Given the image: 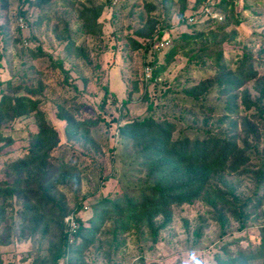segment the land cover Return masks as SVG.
<instances>
[{"label":"rangeland","instance_id":"374dc122","mask_svg":"<svg viewBox=\"0 0 264 264\" xmlns=\"http://www.w3.org/2000/svg\"><path fill=\"white\" fill-rule=\"evenodd\" d=\"M28 1L35 0H5L0 6V99L10 97L0 108V264H190L193 255L200 264H217L215 255L230 257L257 245L264 224V186L258 189L259 203L251 197L243 207L242 226L230 208L222 209V227L216 213L227 187L233 186L241 197L254 190L255 160L245 172L211 168L205 182L190 191L189 202L157 213L129 212L131 197H125L159 177L149 167L161 164L168 177L173 156L182 150L180 141L187 137L189 151L196 145L193 133L186 132L212 128L214 133H229L237 148L253 146L257 153L264 149V120L242 103L255 98L254 83L264 76V0H234L232 10H216L220 18L205 27L201 25L205 18L197 25L181 21L194 0H48L41 9ZM223 14L228 22L217 30ZM151 26H163L168 34L169 41L160 49L156 48L160 39L148 45ZM182 33L192 37L184 39ZM180 44H184L180 50L166 56L170 45ZM219 49L230 69L242 52L251 55L256 69L235 92L238 110L229 117L219 110L206 113V103L225 102L224 94H207L192 102L184 96V91H204L213 82ZM191 55L202 56L189 63ZM152 59L156 78L148 81L145 63ZM29 79L30 88L25 90ZM166 88L176 91L162 96ZM23 94L33 100L36 112L11 116L13 97ZM189 109L193 114H187ZM148 115L168 132L161 155L141 149L154 135L130 142L119 134L123 123ZM221 117L225 118L218 123ZM40 122L57 137L53 144L47 139L51 145L46 161L58 162L63 169L49 180L53 188L46 196L42 192L33 196L42 204L36 215L43 216L31 222L24 216L23 198L6 188L15 177L11 164L26 155ZM25 175L24 171L19 177L23 180ZM167 180L177 181L171 176ZM104 197L116 204L100 203ZM117 205L124 207L123 213ZM62 209L63 215L71 213L85 227L93 224V230L86 242L78 238L75 251L70 249L54 263L50 244H56ZM98 215L101 221L96 222L93 217ZM32 223L36 229H31ZM153 228L155 236L150 233Z\"/></svg>","mask_w":264,"mask_h":264},{"label":"trees","instance_id":"16d2710c","mask_svg":"<svg viewBox=\"0 0 264 264\" xmlns=\"http://www.w3.org/2000/svg\"><path fill=\"white\" fill-rule=\"evenodd\" d=\"M48 0H35L28 1L30 4H34L40 9L43 8L44 4ZM202 0H194L190 9H196ZM5 5V0H1L0 6L3 7ZM234 8V0H220L218 3L214 5L215 10L222 11L226 13L229 10ZM183 6L180 7L179 14L183 13ZM20 17L23 12H19ZM224 17L222 21L216 25L217 30H222L223 27L226 26L228 22L226 14H223ZM216 18H206L203 19L205 21L201 22L202 27L207 26L208 24H213L216 22ZM200 21V20H199ZM197 21V22H199ZM235 22L237 19L235 18ZM198 23H189L188 25H197ZM200 24V23H199ZM156 26V25H155ZM155 26L149 27V32L147 36H149L148 45L153 42L161 39L163 34V26L157 27ZM154 31V32H152ZM212 35L214 33H211ZM155 38L153 39V37ZM214 36V35H213ZM180 37L184 39L191 38L192 35H188L182 33ZM154 40V41H153ZM184 44L180 45H170V47L166 51V56L168 54H174L176 51L180 50ZM39 49V47H37ZM159 49V48H158ZM202 55H191L188 59L189 63L193 62V58H198ZM207 57L211 56L210 54H206ZM201 57L199 60H202ZM195 61V63L197 62ZM155 60L146 62L145 64L148 67V81H155L156 78V70L154 69ZM214 66L217 69V75L213 82L204 87V91L200 89L197 93L184 91L186 95L185 99H189L191 102L196 101L200 98L206 97L207 94L219 95L224 94L226 96L225 102L220 104L215 102H207L201 101L202 103L207 102L208 105L206 113L209 114L212 112H216L219 110V113L225 112L224 115L229 117V114L236 113L238 108L233 104V98L235 96V92H237L238 88L246 81L251 80L254 77V73L256 69L252 64L251 55L246 52H242L239 60L236 62V66L233 69H230L228 65L225 63V60L221 57L220 49L215 52L214 57ZM264 75V74H263ZM263 79V80H262ZM30 79L28 83H26L24 89L29 90ZM254 89L257 91L255 98L252 100H244L242 103L247 109L250 107L254 108L255 113L259 116L260 120H264V109H263V100H264V76L260 77L258 81L254 83ZM243 90V89H242ZM241 90V91H242ZM170 88H166L162 91L161 95L164 96L167 92L173 93ZM176 91V90H175ZM174 91V92H175ZM168 94V93H167ZM165 95V97L167 96ZM12 100V105L9 107L11 116H20L25 115L33 110L35 111V103L33 100L23 95H15ZM10 99L7 95H3L0 99V108L3 106L4 100ZM201 103V104H202ZM195 105V104H194ZM199 105V104H198ZM201 110V109H200ZM36 112V111H35ZM188 115L193 114V111L189 109L187 111ZM222 114V113H221ZM178 116V114H177ZM182 115H179L178 118H181ZM60 117H63L60 115ZM225 117H221L217 120L218 123L222 122ZM68 121V125L71 124V120L69 117H65ZM219 126V125H217ZM166 127H160L155 121L151 119V115H148L144 118L137 119L135 121H130L123 123L119 126V134L123 137L127 136L130 142L133 139H144L147 136L154 135V137H150L148 143H144L141 146L143 149V153L149 152H157L161 155L164 152L168 145V132L164 131ZM50 131L51 134H48ZM193 133L192 137H195L196 141L194 142L192 150L189 151L188 139L187 137L183 138L180 141L182 146V150H179L175 153V160L171 161L169 164V168L166 170L168 177L161 170V164L154 165V167H149V172L153 174L159 175L155 179L147 182L144 187L137 186L135 190H132L131 193L127 194L125 198H130V204L127 206L129 212H136L137 210L142 211H150L157 213L158 211H163L168 208V205L178 204L180 202H189L190 201V191L192 189H197L198 186L202 185L205 182L207 174L211 168L216 170H222L221 172H233L236 170H240L242 172L247 171L248 166H250V162L255 160L258 162L255 172L253 171V177L256 181L253 183L254 190H252L249 194L241 197L235 194V188L233 186L227 187L223 191L222 195V204L221 208L216 211L217 220L219 222V226L223 225V214H221L223 208H230L231 216H237L239 220L240 226H242L245 220V211L243 209L246 208L247 204L251 201L252 198H256V203H259V199L262 196V191L259 192L261 186H264V149L260 152H255L252 150L253 146H243V148H237L236 141L234 138L229 135V133H214L212 128L204 129L195 132L190 131L185 134ZM132 137V138H131ZM52 142L51 144L57 141L56 134L52 128H50L47 124L45 125L43 122H40L38 125V130L31 134V143L27 149L26 155L14 163L11 164L10 170L15 177L6 190H9V193H14L16 196L23 198V206H24V216L30 217V221L33 220H41L42 214H37V209L39 206H42L39 200L35 199L33 196L38 195L42 192L43 196L48 194V191L53 188L52 182L49 180L54 175L58 173L61 174V170L63 166L58 162L49 163L46 161L49 156L48 150L50 145L47 142ZM132 140V141H131ZM184 145V146H183ZM199 145V146H198ZM206 148L208 150L206 151ZM175 149V144L171 145V151L173 152ZM208 152V155H207ZM147 156V155H146ZM152 166V165H151ZM151 168V169H150ZM165 168V167H164ZM165 170V169H164ZM26 173L24 179L22 180L19 176L21 172ZM172 177V183L167 179ZM252 179V177H251ZM22 182V185L20 183ZM33 184V185H32ZM177 184V185H175ZM36 185V186H35ZM32 187V190L29 188ZM197 195H194L196 197ZM32 197L36 201L31 202L28 199ZM136 197H139L136 199ZM100 203L108 205V203L116 204V201H109L107 198H102ZM118 204V202H117ZM83 205H80L82 208ZM126 207V208H127ZM78 207L73 209L77 210ZM117 210L120 213L124 212V207L121 205H117ZM64 210H60L58 212L59 221L57 222V240L56 244L51 243L50 246H53V254L51 257L52 262H56L58 258L67 255V252L70 250L72 252L75 251L73 247L79 245L77 239L80 238L83 242H86V235H89L93 230V224L85 227L82 225L80 219L74 218L76 223L75 230L68 235L67 227L65 221H63ZM119 215V213H116ZM100 216H94L93 219L98 222ZM105 220V217H104ZM116 220V219H115ZM101 221V218H100ZM118 221V218L117 220ZM37 225L32 223L31 229H36ZM156 228L150 231V233L155 236ZM260 241L257 245H253L252 247H247L243 251H238L236 255L222 258V256L215 255V261L217 264H264V224L260 226ZM33 233V232H32ZM152 236V237H153ZM49 246V247H50Z\"/></svg>","mask_w":264,"mask_h":264},{"label":"built area","instance_id":"2783aa9c","mask_svg":"<svg viewBox=\"0 0 264 264\" xmlns=\"http://www.w3.org/2000/svg\"><path fill=\"white\" fill-rule=\"evenodd\" d=\"M220 0H202L199 6L196 9H190V11L187 14H184V18L181 20L182 22L189 24L194 23L199 20H202L203 18H220L218 12L214 9V5L218 3ZM19 24H21V20L19 19ZM168 34H162L161 39L159 40V43H157L156 48H161L163 45H165L168 42ZM148 75V74H147ZM86 207V206H85ZM84 207V208H85ZM64 221L66 223V229L68 232V235H71V233L76 228V223L74 220L73 215L70 213L69 215H66L64 217Z\"/></svg>","mask_w":264,"mask_h":264},{"label":"clouds","instance_id":"9594fccd","mask_svg":"<svg viewBox=\"0 0 264 264\" xmlns=\"http://www.w3.org/2000/svg\"><path fill=\"white\" fill-rule=\"evenodd\" d=\"M190 264H200V261L195 259L193 255V258L191 259Z\"/></svg>","mask_w":264,"mask_h":264}]
</instances>
